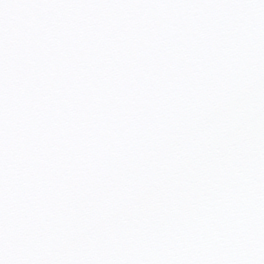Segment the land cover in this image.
<instances>
[{
  "label": "snow or ice",
  "instance_id": "6c2138e0",
  "mask_svg": "<svg viewBox=\"0 0 264 264\" xmlns=\"http://www.w3.org/2000/svg\"><path fill=\"white\" fill-rule=\"evenodd\" d=\"M0 264H264V0H0Z\"/></svg>",
  "mask_w": 264,
  "mask_h": 264
}]
</instances>
